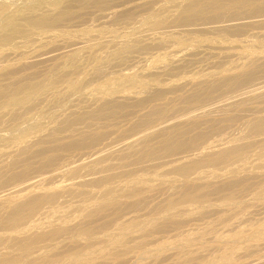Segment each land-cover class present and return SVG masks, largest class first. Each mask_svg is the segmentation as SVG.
<instances>
[{
	"label": "bare ground",
	"instance_id": "bare-ground-1",
	"mask_svg": "<svg viewBox=\"0 0 264 264\" xmlns=\"http://www.w3.org/2000/svg\"><path fill=\"white\" fill-rule=\"evenodd\" d=\"M28 1L13 10L0 6V245H3L0 246V264H98L95 261L98 257L108 255L113 260L126 256L132 250L153 254L154 262L173 258L175 260L169 261V264H215L213 260L205 263L204 258L209 252L221 249L224 251L220 253L221 262L217 261L219 264H264V255L251 260H241L246 254L264 250V242H260L264 240V174L255 171L264 169V149L254 154L255 159L249 161L251 165L247 164L248 148L251 149L250 146L255 144H264V107L261 106H264V30L260 29L264 28V0H46L43 3ZM89 9L98 10L97 15L90 14V21L96 16L90 25L85 20L83 23L88 24L82 27L81 18V28L73 31L60 29L64 24L85 17ZM114 22H121L122 28L127 30L123 37L118 36L120 28H110ZM119 25L121 27V24ZM104 31L107 36L103 35ZM104 44L106 47L102 50ZM149 49H158V52H161L153 53L150 57L145 52ZM150 51L147 54H150ZM68 54H74L75 60L67 64L69 57L64 59L65 63L61 62ZM77 56L83 57V62L80 57L79 61ZM126 62L133 64L129 65L130 69L126 68L128 66L125 67L127 70L123 67L122 70L126 71L119 72L118 77L108 79L103 85L96 84L98 80L107 79L114 68L117 70L118 67L125 66ZM223 63L228 66L225 67ZM219 68L222 69L219 71ZM183 69L190 73L185 70L187 76L185 74L183 78L174 79ZM39 70L44 74L48 73V76L37 80L35 75ZM254 78H257V81L261 79L262 82L253 84ZM249 82L252 85L247 87ZM93 83L96 84L94 87ZM225 83L230 84V88H226H233V91L239 85H246L247 88H242L243 91L238 93L235 91L236 94L229 90L232 92L230 94L234 95L227 98L218 90L219 96L224 98L220 97L218 102V99H214L216 103L212 101V105L206 107V104L211 102V92L216 88L225 89ZM188 86H191L194 95L197 93L195 90L202 86H208L203 88L205 93V89L210 90L209 96L206 94L209 98L211 93L210 100L207 98L209 102L204 104L206 106H203L201 101L203 97L206 99L201 94L204 93L203 89L200 88L201 93H197L200 97L203 96L198 100L204 107H200L198 102V106L202 108L198 113H190L199 108L197 106L195 109L196 99L194 108L190 106L193 100L190 103L189 101L194 97L191 96L192 92L191 99L187 101L189 104L183 102V107L179 106L182 102L178 103L177 100L179 105L174 102L178 98L176 95V99L171 97L174 92L176 94L177 91L180 93L179 90L186 91L184 88ZM84 89L87 90V98L83 96ZM238 89L240 88L236 90ZM92 91H97L100 95H93ZM167 93L171 98L167 97L165 103H153L150 107L147 104L157 102L160 98L164 102L161 96H166ZM186 96L188 95H183L181 100ZM62 102L68 105L64 104L66 107L59 111L56 107L51 122L49 120L43 126L42 123L40 125L36 122L37 117L45 113L48 105L58 106ZM172 102L182 108L170 106ZM146 104L148 110L138 113L136 121L129 126L128 132L131 133L134 128L136 130V125L140 126L142 129H139L137 134L133 132L134 135L130 137L124 130L122 134L126 132L127 138L123 140L125 135H122L120 142L116 137L108 143L102 139V134L98 133L96 136L93 133L89 140L83 137L86 133L84 130L92 127L97 120L114 119L115 113H127L129 109L139 110L145 108L143 106ZM168 105L169 108L166 109ZM185 105H189V113L179 116L178 111L187 110ZM51 106H48L47 113L49 107L53 108ZM36 109L38 113L33 114L32 111ZM163 112H168L165 119L162 117ZM234 112L237 115L235 120L238 117L242 121L240 128L243 132L238 136H232L233 132H230V135L228 133V136L214 133L219 138L212 139L213 141L210 139V143L199 147L204 143L202 137V143L196 145L201 139V136L196 135L201 131L199 134L196 132L195 138L190 137L193 138L192 141L187 138L186 142L190 140V143L184 142L183 139L189 130L192 132V127L197 124L210 123L212 114L213 117L214 113L223 117ZM176 113L179 117L175 116ZM128 114L129 112L124 115ZM160 115L162 118L157 121L151 118ZM47 117L49 119V116ZM149 117L150 119H145ZM231 120H234L233 117ZM218 121L220 123V120ZM104 122L106 124L108 121ZM101 123H96V126L99 127ZM214 126L215 124L212 127ZM34 129L35 135L26 139V135ZM86 134L91 136V133ZM108 134V137L114 134L113 130ZM104 135H107V131L103 132ZM99 138L106 144H96ZM206 141L208 142V139ZM45 143H52V146L57 143L60 148L56 146V151L63 147L64 152L72 145L89 148L86 145L96 144L95 148H100L92 150L93 147L89 153V150H86L87 154L83 153L85 149L79 148L83 150V154H74L78 157L73 161L68 155V163L64 161L65 155L64 158L60 156L65 164L61 165L60 161L59 165L58 162L59 168L53 159L49 158L51 155L47 160L42 158V169L52 168V163L57 168L50 170L52 172L49 174L45 169L47 175L41 169L45 176H36L40 172L34 174L35 170L32 172L34 176L31 177L33 174L30 176L31 172L27 169L29 164H26V170L17 171L23 162L33 161L30 157L34 158L42 151L49 155L45 145L44 148L42 145L38 146ZM36 146L43 150L35 148ZM27 158L31 161L28 162ZM37 158L39 159V156ZM54 158L56 159L55 155ZM35 160L34 163L37 162ZM31 167L33 169L35 165ZM140 171L143 174L138 175ZM144 172H149V180ZM136 173L137 176H133ZM76 174L79 176L74 178ZM120 176L133 177L129 180L125 177L127 181H123V184L106 185ZM249 180L258 181L257 184L254 182L257 187L252 197L260 201V206L256 202V206H252L253 203L250 207L249 204L250 211L247 216L235 214L238 217L233 216L231 223H224L222 232H217L218 235L215 234L210 241L215 245L208 247L209 243L202 248H205L203 251L191 249L193 241H199L205 236L201 227H198L200 233H197L198 228H195L196 234L194 228H191L193 234L191 231H171L173 240L168 239L173 241L172 243L163 241L164 239L160 242L158 237L160 243L154 245L157 241L154 234L164 233L169 228L178 229V225H184L183 221L188 220L193 211L197 216L204 217L205 213L210 216L213 212L215 215V211L218 212V209L229 205L243 203L247 208L242 200L244 194L241 193L249 191L248 184L252 182ZM147 181L159 182L161 186H172H166L167 189L160 188V184L150 185ZM52 182L55 185L49 186ZM189 184H195L196 187L191 189ZM159 190L160 196H156ZM212 191L217 192L216 196L219 191L228 193L224 195L223 192L224 196L221 194L223 197L219 199V204H215L212 198L210 199ZM250 191L253 192L254 189ZM145 202L152 205L149 206ZM138 205L146 207L144 212L142 210L143 213L142 208H137ZM243 206H240L242 210ZM62 207L63 209H60ZM239 210L241 211L240 208ZM76 213L78 216L74 222L65 221ZM218 213L222 214L221 211ZM255 214L258 217L255 218L254 224L251 221L253 225H249L250 221H246L254 219L252 215ZM180 217L185 218L178 220ZM224 219L222 221H228ZM222 221L219 223L222 224ZM209 229L213 231L211 227ZM235 229L237 230L234 233H230ZM214 231L216 233V228ZM167 232L170 233L169 230L165 233ZM239 239L252 243L241 248H225L227 244H233ZM149 243L154 245L152 249H148V246L145 248ZM94 245L97 247L94 248ZM129 258L133 259L132 255ZM122 259L124 261L120 262L125 263L128 257ZM102 262L99 263L103 264Z\"/></svg>",
	"mask_w": 264,
	"mask_h": 264
},
{
	"label": "rangeland",
	"instance_id": "rangeland-1",
	"mask_svg": "<svg viewBox=\"0 0 264 264\" xmlns=\"http://www.w3.org/2000/svg\"><path fill=\"white\" fill-rule=\"evenodd\" d=\"M25 1H28V0H0V6L8 7V8H7L8 10H13V9H15V8H18V7L23 6ZM29 1H31V2H32V1H36V2H41V3H43V2L46 1V0H29ZM29 1H28V2H29ZM162 1H167V0H162ZM109 6H110V5H109ZM93 10H96V9H93ZM93 10H92V9H89L88 12L84 15L85 17H83V16L80 17V20H79V18L76 19V21H77V20H78V21H77V22L74 21L75 23H74V22H71V23H68V24H64L63 26L60 27V29H61V30H65V31H73V30H76V29L81 28L80 25H81L82 27L87 26L86 24H88V23H89L88 25H90V24H91V21L93 22L94 18L96 17V16L93 17V18H92L93 20L90 21L91 18L88 19L89 16L92 17L90 14H92V15L94 16V15H97V12H98V10H96V11H93ZM93 12H95V13L93 14ZM88 14H89V15H88ZM81 18H83L82 21H81ZM84 18H86V19H84ZM85 20L88 21V23H85V22H84V23H85V24H84L83 21H85ZM79 21H81L80 25H79ZM89 21H90V22H89ZM82 23H83V24H82ZM114 24H116V25H114ZM114 24H112V27H113V28H112V27H110V28L113 29V30H115L116 28H118V29L120 28V29H121V30L119 29L120 31H118V29H117V31H118V33H119L118 36H119V37H123V36L125 35V32H126L127 30L124 29V28H122V23H121V22H120V23H119V22H116V23L114 22ZM119 24H121V27H120ZM76 25H79V26H76ZM83 25H84V26H83ZM118 25H119V26H118ZM117 26H118V27H117ZM122 29H123V30H122ZM260 29H261V30H264L263 27H261ZM105 34H107V32L104 31V32H103V35H105ZM207 35L210 36V34H207ZM207 35H206V36H207ZM105 36H107V35H105ZM105 47H106V46H105V44H104V46H102L101 49L103 50V49H105ZM150 50H151V51H150ZM149 51H150V54H147ZM149 51L147 50V51H145V52H146V55H147V56L150 55V57L153 55V53L156 54V52H157V53H160V52H161V50H160V52H158V51H159L158 49H149ZM152 51H153V52H152ZM145 52H144V53H145ZM151 54H152V55H151ZM70 55H71V56H70ZM73 55H74V54H73ZM73 55H72V54H68V56L66 55L65 57H63V59H61V62L65 63L66 60L70 57L69 60H67V64H68V63L71 64V61H72V60H75V57H76L75 55H74V57H73ZM146 55H145V56H146ZM71 57H72V59H71ZM79 57H80V56H77V58H79ZM80 58H81V60H82V62H83V57H80ZM80 58H79V61H81ZM64 59H66V60H64ZM70 59H71V60H70ZM63 60H64V61H63ZM226 63H227V62H226ZM127 64H128V65H127ZM130 64H131V66L133 65L131 62H130V63L126 62L125 66H124V65H123L122 67L120 66V68L118 67L119 69L117 68V70L114 68L115 71H114V69L111 71V73L113 72L112 75H111V73H109V77H108V76L106 77L107 79L103 78V79H105V80H103V79H102V80H98V82L96 81V84L103 85V84H105V83L107 82L108 79H112V77H113V78H114V77H115V78L118 77V73L124 71V70H122L123 67H124V69H126V68H127V69H130V68H129V65H130ZM223 64H225V63H223ZM225 65H226L225 67L228 66L227 64H225ZM126 66H128V67H126ZM221 66H222V65H221ZM125 67H126V68H125ZM222 67H224V66H222ZM40 68H41V67L39 66L38 69H40ZM131 68H132V67H131ZM120 69H121V70H120ZM127 69H126V70H127ZM216 69H217V68H216ZM221 69H222V68H221ZM221 69L219 68L218 70L220 71ZM126 70H125V71H126ZM183 70H184V69H183ZM183 70H181L180 72H178V74L174 77V79H177V78L180 79V77L183 78L184 75L186 74V71H187V73H190L187 69H185L186 71L184 70L185 73H184ZM214 70H215V69H214ZM125 71H124V72H125ZM182 71H183V72H182ZM38 72L40 73V75H39ZM114 72H115V75H113ZM37 73H38V74L35 75V76H37V77H36L37 80H39V79L42 80V79L46 78V76H48V75H47V74H48L47 72H45V73H47V74H44V72H41L40 70L37 71ZM41 73H42V75H41ZM116 73H117V74H116ZM179 73H180V74L182 73V74L180 75ZM183 73H184V74H183ZM43 74H44V75H43ZM38 75H39V76H43V77L40 78ZM182 76H183V77H182ZM185 76H187V74H186ZM257 77L260 78L259 76H257ZM262 77L264 78V75H262ZM262 77H261V79H262ZM38 78H39V79H38ZM255 79H256V80H255ZM261 79L258 80V81L262 82ZM258 81H257V78H254V79L252 80V83H253V84H255L256 82L258 83ZM254 82H255V83H254ZM252 83H251V82L247 83V84H246L247 87L251 86ZM262 83L264 84V79H263V82H262ZM96 84L93 83V84H92V85H93L92 87H94V85H96ZM248 84H249V85H248ZM224 85H225V89H227V90H225L224 88H220V89H219V88H216V90H213V92H211L213 98L211 97V93H210L211 100L209 99L210 97H209V98L206 97V96L208 95V91H210V90H209V89H208V90L205 89V90L207 91V93H205V91H204V89H203L204 87H205V88H208V86H202V87H199L198 89L195 90L197 93L199 92V94H200V93H201L200 88H202V89H203L202 92L204 91L205 94H204V93H201V94H202L203 96H205L206 99H204L203 96L200 97V95L197 94L196 92H195V93H196L197 95H196V94L194 95L192 89L190 88L191 86H188V88H187V87L184 88V89L186 90V91H184V92L181 91V90H179L180 93L177 91V93L175 94V92H174V94H172V96H171L169 93H167V95H169V96H167V95L165 96V95H164L165 98H164V96H161V97L163 98L164 102H163L162 99L160 98V100H157V102H152V103H147V104H149V107H150V105H152L153 103H159V102H160V103H165L166 100H167L168 98H171V97H172V98H175V99H176V98L178 97L174 102H176L177 100H178V101H177L178 103H179V102H180V103L182 102V104H180V105L176 102V104H178L179 106L182 105V107L184 106V103L189 104L190 102H192V100H193V102L191 103L192 105L190 104V106H192V107L195 106V105H194V104H195V101H194V100L196 99V100H197V105L195 106V109H196V107L198 106V102H199V100L202 99V97H203V100H201V101H202L203 103H202V102H201V103L203 104V106H206V105H207L206 107H208V106H211V105H212L211 103H212V101H213L214 99H216V100L218 99V100H217V102H218L221 98H224L225 96H226L225 98H227V97H229V95H230V96L234 95L235 91H236V93H238V91L242 90V88H243V90H246V88H247L246 85L244 86V85L242 84L243 87H242L241 85H239L240 87H239V86L236 87V88H235V91H233V90H232L233 88L229 89V88H230V86H229L230 84L227 85V84L225 83ZM224 85H223V86H224ZM221 86H222V85H221ZM226 87H229V88H226ZM245 87H246V88H245ZM237 88H240V89L236 90ZM184 89H182V90H184ZM189 89H190L191 91H190ZM218 90L222 91V92L219 91L220 94L222 95V93H223V96H224V95H225V96H224V97H223V96H219L220 94H219ZM223 90H225V91L223 92ZM229 90H231V91L234 92V93H233V94H230L231 91L229 92ZM243 90H242V91H243ZM86 91H87V90H85V89L83 90V94H84L83 96H84L85 98L89 97V96H88V93H87ZM188 91H189V92H188ZM214 91H216V92L214 93ZM226 91L228 92V94H227ZM84 92H85V93H84ZM182 92H183V93H182ZM191 92H192V94H191ZM225 92H226V93H225ZM232 92H231V93H232ZM95 93H96V94H95ZM181 93H182V94H181ZM186 93H188V94H186ZM224 93H225V94H224ZM236 93H235V94H236ZM92 94H93V95H100L97 91H96V92H95V91H92ZM190 94H191V96H194V97H192L193 99H191ZM206 94H207V95H206ZM213 94H214V95H213ZM174 95H176L177 97L174 96ZM183 95H184V97H185V95H188V96H186L185 99H182V100H181V97H183ZM215 95H216V96H215ZM170 96H171V97H170ZM173 96H174V97H173ZM189 96H190V98H189ZM208 96H209V95H208ZM167 97H168V98H167ZM184 97H183V98H184ZM220 97H221V98H220ZM187 98H188V100H186ZM207 98H208L211 102H209V100H208ZM165 99H166V100H165ZM190 99H191V100H190ZM198 99H199V100H198ZM179 100H180V101H179ZM189 100H190V101H189ZM204 100H206V101H204ZM207 100H208V101H207ZM187 101H189V103H188ZM214 101H215V100H214ZM214 101H213V103H214ZM174 102H172V104H170V106H173V105H174V106L176 107L177 105L174 104ZM183 102H184V103H183ZM205 102H206V103L209 102V103L206 104ZM193 103H194V104H193ZM201 103L199 102V106L201 105ZM215 103H216V102H215ZM215 103H214V104H215ZM64 104H66V106L68 105L66 102H62V103H60V105L58 104V106H57V105H52L54 109H53V108L50 109V107H49V111H48V113H47L46 111H47L48 106H51V105H48L47 108H46L45 113H46L47 116H49V119H48V117H47V116L45 115V113H44V114L40 115L39 118L37 117L36 122H38L39 124L42 123V125L40 124L41 126L46 125V124L49 122V120H50V122H51V120H52L51 118H53V116H54L53 114H55L54 112H55V110H56V107H58L57 110L59 111L60 109L66 107V106H63ZM147 104H146L145 106H143V107L146 108V107L148 106ZM204 104H206V105H204ZM209 104H210V105H209ZM52 106H51V107H52ZM179 106H177V107H179ZM185 106H186L185 108H186L187 110L185 111V110L182 109V110L180 111L182 114L178 111V115H179V116H180V115H187V114L189 113V111H190L189 108H188L189 105H185ZM199 106H198V107H199ZM261 106L264 107L263 104H262ZM149 107H147L146 109H145V108H140L141 111H140V109H139V110H138V109H136V110L129 109L130 111L127 110V113L129 112V114H130V115L128 114V116H125V115H124V114H127L126 112L118 113L119 115H118L117 113H115L116 115H115V114H114L115 116L113 115V116L115 117L114 119H109V120H108V118L105 119L106 122L108 121L106 124H105V122H104V121H105L104 119H103L104 121L101 120L103 123H101L100 120H99V121L97 120L96 123H98V122L101 123V125L99 124V125L101 126V128H100V126H99L98 124H97V125H98L99 127H97V126H96V123H94L93 126H92L93 128L90 127V128H92V129L87 128V129H85L86 131L84 130V133H85V132H86V133H91V136H89L90 134H86V133H85V134L83 135V137H84L86 140H89L88 138H91L93 135L96 136V134L98 133V134H102V139H103L105 142L107 141L106 143H108L110 140H113V138L116 139V137L119 138V139H118V138H117V139H118V141L120 142V141H121L120 139L122 138V135H125V136H126V137L123 136L124 138H122V139L124 140L125 138H127V133H128L129 136L131 137L132 135H134V133L137 134V133L139 132V129H140V130L142 129L140 126L138 127V126L136 125V126H135V127H136V130H135V128L133 129V132H134V133H133V132L131 133V131L128 132L130 124L136 121L137 115H139V114H140L141 112H143L144 110L147 111ZM166 107H167L166 109H168V108H169V105L166 106ZM182 107H179V108H182ZM200 107H202V105H201ZM200 107L197 108L198 110H193V108H194V107H193V108H192L193 112H190V113H195L196 111H197L196 113H198L200 109L204 108V107H202V108H200ZM206 107H205V108H206ZM185 108H184V109H185ZM190 109H191V107H190ZM142 110H143V111H142ZM192 110H191V111H192ZM34 111H35V110H34ZM34 111H32L33 114H34V113H35V114L38 113V110H37V109H36L35 112H34ZM50 111H51V112H50ZM58 111H57V112H58ZM131 111H132V112H131ZM133 111H134V113H133ZM138 111H139V112H138ZM146 111H144V112H146ZM183 111H185V112H187V113H185V112H183ZM52 112H53V113H52ZM136 112H137V114H136ZM32 113H31V114H32ZM51 113H52V114H51ZM123 113H124V114H123ZM132 113H133V114H132ZM138 113H139V114H138ZM165 113H166V112H165ZM165 113L163 112L164 116H162V115H163V114H162V115H160V116L157 117V118H155V117H151V118H152V119H153V118L156 119V121L159 120V118H162V117L164 118L165 116H166L165 118H167V116H168V112H167L166 114H165ZM179 113H180V114H179ZM183 113H185V114H183ZM242 113H243V112H242ZM247 113L249 114V112H247ZM247 113H243V114L246 115ZM50 114H51V115H50ZM121 114H122V115H121ZM233 114H234V115H233ZM233 114H227V115H225V116H223V117H222V115H220V116L217 115V116H216V113H214V115H215L216 117H215V116L213 117V114H212V119H210V121H209L210 123L206 122L207 125H200V124H197L198 126L195 125V126H197V128H196L195 126H193L192 129L190 128V129L192 130V132H190V130H189L190 134H189V132H188V134L185 135V137H184L185 139H183V140H185L184 142L188 144V142H189L190 140L192 141V139H193V138L190 139V137L192 136V137L195 138V134H197L196 132H198V134H199V132H201V131H202V132H201L202 134L200 133L199 135H196L197 137H200V136H201V139L199 140L200 142L197 141L198 143H196V145H199L200 143H202V142H201L202 137H203V140H202V141H203L205 144H204V143H203V144H200L199 147H200V146L203 147V145L205 146L206 144L210 143V139H211V141H213L215 138H216V139L219 138V136H223V135H224V136H228L227 134L229 133V135H230V132H231V133L233 132L234 135L232 134V136H238L239 134H241V132H243V131H242V128H240V127H242V126H241V125H242V121H241V119L239 120L238 117L236 118L237 120H235L234 117L237 116V115H235V112H234ZM240 114H241V113H240ZM243 114H241V115L244 116ZM52 115H53V116H52ZM176 115H177V113L175 114V116H176ZM178 115H177V117H179ZM41 116H42L43 118H42ZM113 116H112V117H113ZM120 116H121V117L123 116V117L121 118ZM161 116H162V117H161ZM45 117H46L47 119H46ZM169 117H170V116H169ZM169 117H168V118H169ZM217 117H218V118H217ZM232 117H233V119L235 120V122H234V120H231V121H230V119H231ZM44 118H45V119H44ZM109 118H110V117H109ZM133 118H134V119H133ZM165 118H164V119H165ZM219 118H220V119H219ZM228 118H230L229 121H228ZM38 119H39L40 122L38 121ZM40 119H41V120H40ZM132 119H133V120H132ZM145 119L148 120V119H150V117H149V118H145ZM164 119H162V120H164ZM223 119H224L225 121H223ZM216 120H217V122H215ZM218 120H220V123H221V124L219 123ZM221 120H222V121H221ZM42 121H43V122H42ZM145 121H146V120H145ZM153 121H155V120H153ZM238 121H239V122H238ZM214 122H215V123H214ZM226 122H227V124H226ZM140 123H141V121H140ZM140 123L138 122V124H140ZM206 123H202V124H206ZM211 123H213V125L215 124V126L212 127L213 125H212ZM216 123H218V124H216ZM103 124H105V125H103ZM102 125H103L104 127H103ZM210 125H211V127L209 128L208 126H210ZM223 125H224V126H223ZM199 126H201V127H199ZM226 126H228V127H226ZM229 126L231 127V129H230ZM95 127H97V129H96ZM198 127H199V128H198ZM206 127H207L208 129H207ZM219 127H221V128L218 129ZM222 127H225L226 130H225L224 128H223V129H224V130H223ZM238 127H239V128H238ZM98 128H100V129H98ZM102 128L105 129V130H103ZM137 128H138V129H137ZM195 128H196V130H195ZM204 128L207 129V130L205 131ZM227 128H228V129H227ZM236 128H237V129H236ZM95 129H96V130H95ZM101 129H102V130H101ZM200 129H201V130H200ZM209 129H210V130H209ZM221 129H222L223 131H222ZM235 129H236V130H235ZM89 130H90V131H89ZM92 130H94V131H92ZM112 130H113V132H114L115 135H114V134H110V137H108V136H109L108 132H109V131L112 132ZM124 130H125L127 133L125 132L124 134H122V133L124 132ZM193 130H194V131H193ZM95 131H96V132H95ZM101 131H102V132H101ZM104 131H105V132L107 131V135H104V136H103V132H104ZM207 131H208V132H207ZM117 132H118V133H117ZM219 132H220V133H219ZM35 133H36V130H35V129H34V130H31L30 133H29V135H26V139H30V138H32L33 135H35ZM93 133H94V134H93ZM208 133H210V134H208ZM214 133L218 134L219 136L216 135V134H214ZM221 133H222V134H221ZM236 133H237V134H236ZM92 134H93V135H92ZM116 134H117V135H116ZM119 134H120V135H119ZM113 135H114V136H113ZM189 135H190V136H189ZM193 135H194V136H193ZM203 135L205 136V139H204V136H203ZM207 135L210 136V137H208ZM212 135H213V136H212ZM215 135H216V137H215ZM86 136H88V137H86ZM120 136H121V138H120ZM187 136H188V137H187ZM217 136H218V137H217ZM81 137H82V136H81ZM103 137H105V139H104ZM106 137H107V138H106ZM206 137H208V138H206ZM212 137H213V138H212ZM100 138H101V135H100ZM100 138L97 139V140L100 141V142L96 141V144H98L99 146L105 145L106 143H105L102 139H100ZM187 138L190 139L188 142H186V141L188 140ZM106 139H107V140H106ZM207 139H208V142L206 141ZM212 139H213V140H212ZM102 141H103L104 143H102ZM191 141H190V142H191ZM205 141H206L207 143H206ZM190 142H189V143H190ZM86 143H88V141H87ZM86 143H84V144L86 145ZM93 143H95V141H94ZM93 143H91V144H93ZM100 143H102V144H100ZM46 144H47V143H45V144H40V145H38V146L41 147V145H42V147L44 148V145H45V148L48 149L47 151L49 152V153L47 152V154H49V155H46V154H45L46 152L42 151V152H40V154L35 155L34 158H33V157H30V159L33 160V161L30 160V161H31V162H30V161L28 160L29 158H27L28 162H30V163H27V161H26V162H23V164L20 165L21 168H20L19 166H17V168L19 167L20 169H19V170L15 169V170H17V171H23L24 169L26 170V167H27V165L29 164L28 167H29V166H30V167H29V168L27 167V169L29 170V173L31 172V173H30V176H31V174H33L32 172L35 171V170H36V172H34V174H36L37 172H40V174H41V175H40V174L38 175V173H37L36 176H45V175H43L44 173L46 174V173L48 172L47 174H49L50 172H52V171H50V170H53V171H54L55 169L59 168V167H60V166H59V165H60V161H61V165L65 164V162L68 163V162H69V157H68V155L70 156V160L73 161V160H75V159L78 157V156H75L76 154L80 156V155L83 154V153L85 154V153H86V150H89V151H88V153H89V152H92V150H94V149L100 148L99 146H96V148H95V145H96V144H93L94 146H93V145H90V146H89V144H88V145H86V146H88L89 148H83L84 146H83L82 143H81V145H82L83 147H81L79 144H78L79 147H78L77 145H74V147H73V145H72V147L69 146L70 148L67 147L69 150H68L66 147H64V148L67 149V150L65 149L66 152H64V150L62 149L63 147H62L61 149H59V150L57 149V151H56V148L58 147V146H57V143H53V146H52V143H48L47 145H46ZM58 145H59V143H58ZM60 145H61V144H60ZM263 145H264V144H255V146H253V145L250 146L251 149L248 148V153H247V156H248V157H247V159H248V158L250 159V160L248 159V161H247V162H248V163H247L248 166L251 165V163H250L249 161H252V158L255 159L254 154H257L258 152L262 151V148L264 149V146H263ZM56 146H57V147H56ZM76 146H77L78 149H76ZM261 146H263V147H261ZM40 147L37 148V146H36L35 148H37V149H42V150H43V148H40ZM90 147H91V148H90ZM93 147H94V148H93ZM196 147H197V146H196ZM252 147H253V148H252ZM258 147H259V148H258ZM58 148H60V147H58ZM79 148H83V150L85 149L84 152H83V150H81V149L79 150ZM92 148H93V149H92ZM257 148H258V149H257ZM52 149H54V150H52ZM70 149H71L72 151H71ZM91 149H92V150H91ZM193 149H194V148H193ZM44 150H45V149H44ZM61 150H63L64 153H62ZM255 150H256V151H255ZM45 151H46V150H45ZM58 151H60V153H59ZM69 151L72 152V153H70ZM81 151H82L83 153H81ZM249 151H250L251 153H252V152H253V153L251 154V153H249ZM254 151H255V152H254ZM43 152H44V154H42ZM55 152H56V153H55ZM54 153H55V154H54ZM69 153H70V154H69ZM57 154H59V155L57 156ZM74 154H75V155H74ZM86 154H87V153H86ZM248 154H249V155H248ZM41 155H42V156H41ZM50 155H51V156H50ZM54 155L56 156V159L54 158ZM62 155H63V156H62ZM64 155L66 156V159L64 158V157H65ZM250 155H251V156H250ZM36 156H37V157L39 156V159H38ZM40 156H41V157H40ZM43 156H44V157H43ZM46 156H47V157H46ZM49 156H50V157H49ZM60 156L64 158V161H65V162H63V158H61V159L59 158ZM74 156H75V157H74ZM35 157H36V158H35ZM48 157H49L50 159H53L52 161H53L54 163H56V165H57V163L59 162V163H58L59 165L56 166L54 163H52V165H51L52 168H50V169L48 168V170H47V168H43V169H42V168H41L42 163H43L44 159L47 160ZM42 158H44V159H42ZM73 158H74V159H73ZM34 159H36V160L38 159V160H37L38 163L35 162V163H36V164H35V163H34ZM57 159H60V160H57ZM36 160H35V161H36ZM39 160H40V161H39ZM55 160H56V162H55ZM67 161H68V162H67ZM71 161H70V162H71ZM31 163H32V164H31ZM40 163H41V164H40ZM26 164H27V165H26ZM38 164H39V166H38ZM53 164H54V165H53ZM22 165H23V166L25 165L24 168H22V167H23ZM34 165H35V167H34ZM40 165H41V166H40ZM31 166H33L35 169H34V168L32 169ZM55 166H56L57 168H56ZM58 166H59V167H58ZM22 169H23V170H22ZM39 169H40V170H39ZM41 169L43 170L44 173L42 172ZM45 169H46L47 172L45 171ZM15 170H14V171H15ZM28 170H27V172H28ZM38 170H39V171H38ZM258 170H260V169H258ZM258 170H255V171H256V172H261L262 174H264V172H263L264 169H261L260 171H258ZM151 171H152V170H151ZM41 172H42V173H41ZM145 172H146V171H145ZM145 172H144V174L146 175V177H147V179H148L150 175H147V174H149V172H147V173H145ZM10 173H11V172H10ZM29 173H28V174H29ZM141 173L143 174V172L140 171V172L138 173V175H141ZM34 174H33L31 177H33ZM47 174H46V175H47ZM30 176H29V177H30ZM74 176H75L74 178H76V176L78 177L79 174H76V175H74ZM133 176H137V173H136V175L134 174ZM133 176H132V177H133ZM120 177H121V178H120ZM120 177H115V179L109 181V182H108L109 184H106V185H113V184L116 185V184H118V183L123 184L124 182H126L127 180H129V179L132 178V177L129 178V176H123V177L120 176ZM125 177H128V179L125 178ZM117 178H118V179H117ZM119 178H120V180H119ZM122 178H125V180L122 179ZM126 179H127V180H126ZM117 180H118V181H117ZM148 180H149V179H148ZM115 181H117V182H115ZM119 181H120V182H119ZM123 181H124V182H123ZM250 181H252L253 184H254V182H255V184L258 183L257 180H254V181H253V180H249V182H250ZM256 181H257V182H256ZM122 182H123V183H122ZM153 182H154V181H147V183L150 184V185H152V184H157V183L160 184V185H159L160 188H162V187H166V186H167L168 188H170V186H172V184H171V185H170V184H169V185H168V184H167V185L165 184V185H162V186H161V183H159V182H156V183L154 182V183H153ZM252 182H251V183H252ZM251 183L248 184V186L250 187L251 190H252V188L254 189L253 192H251L250 189H249V191H247V192L245 191L244 193H241V192H240L241 194H244L242 200L245 202L244 205H247V208H246L245 206L242 205L243 203H242L241 205H240V204H237V205L234 204L233 206L229 205V206H227V207H223L224 209H218V212L221 211L222 214H220V213H218V212L215 211V213H214L215 215H213V212L210 213V216L207 215V213H205V214H203L204 217H203V216H200V215L197 216V214H194L195 212L193 211V212L190 213V214H192V216L190 215V217L188 218V220H186L187 222H186V221H185V222L183 221L184 225H183V224H180V225H182L183 227L180 226V225H178L179 228H178V229L176 228V230H174L173 228H171V230H170V228H169L168 230L170 231V233L167 232L168 234L165 233V232L168 231V230L164 231V233H163V232H159V233L162 234V235H160L159 233H158V234L156 233V235L154 234V237L156 236V237H155V240H157L156 242H154V245H156L157 243L162 242L161 239H162V240L164 239L163 241H167V242L172 243L173 241H171V240H173V239H172V237H171V234H173V233L176 232V231H177V232H180V231H181L180 233H187V232L189 233V232L191 231V232H190L191 234H193L194 232H195L194 234H196V231H197L196 229H197L198 227H199V228L201 227L200 229H201L202 232H204L203 235H205V236H203V238H202L201 240H199V241H198V240H197V241H196V240L193 241L192 244H191V245H192V246H191V249H192V250H195V249H196L197 251H201V250L203 251L205 248H204V249H202V248L205 247V245H207V244H209V243H210V244L207 245L208 247H209L210 245H211V246L215 245L214 243H213V245H212V242H210V241L213 240V237L215 236V234H216V235L220 234V233L222 232V229L225 227V225H228L229 223H231V222L234 220V217L236 218V217H238V215H239V216H241V215H244V216H245V215L250 211V208L248 207L249 204H250V207H251V204H253V203H254V204H253L252 206H256V205H255L256 203L258 204V206H260V205H259L260 201H257V200H255V199L252 197V196H254L253 193H255L257 185H255V184H254V185H251ZM51 185H52V186L55 185L54 182H52V184H50L49 186H51ZM106 185H105V186H106ZM176 185H177V184H173V186H176ZM192 185H193V184H189V187H191V189L194 188V187H196L195 184H194L193 186H192ZM250 185L253 186V187H251ZM167 187H166V189H167ZM160 188H159V189H160ZM163 189H165V188H163ZM184 189H185V187H184ZM187 189H188V185H187ZM187 189H186V190H187ZM189 189H190V188H189ZM234 189H235V188H234ZM88 190H89V189H88ZM91 190H92V189H91ZM93 190L95 191L96 189H93ZM161 190H162V189H161ZM161 192H162V191H161ZM219 192H220V191H219ZM219 192H218V194H219L221 197H220L219 195L216 196V193H217V192L215 193V191H212L211 193L209 192V193L211 194L210 199L212 198V201H213V203H215V204H219V199H220V198L222 199V197H223L226 193H228V192H226V191H221V193H219ZM223 192H224V195H223ZM213 193L215 194L214 196L212 195ZM221 194H222L223 196H222ZM249 194H250V195H249ZM251 194H252V195H251ZM157 195L160 196V190H159V193L156 194V196H157ZM245 195H246L247 197H246ZM249 197H250L251 199H250ZM208 198H209V197H208ZM213 198H214V200H216V201H214ZM210 199H209V200H210ZM221 199H220V200H221ZM244 199H245L246 201H245ZM247 199H249V200L247 201ZM210 201H211V200H210ZM247 202H248V203H247ZM255 202H256V203H255ZM258 202H259V203H258ZM145 203H146L147 205L149 204V202H145ZM145 203H143V204L145 205ZM150 204H151V203H150ZM150 204H149V206H150ZM147 205H146V206H147ZM151 205H152V204H151ZM239 205H240V206H243V209H244V210H242V207H240ZM142 206H143V205H142ZM235 206H236V207L238 206V207L235 208ZM244 207H245V208H244ZM137 208H142V207H141V205H138ZM228 208L230 209L231 213H230V211H228ZM232 208H233V209H232ZM239 208L241 209V211L239 210ZM248 208H249V209H248ZM60 209H63V207L60 208ZM145 209H146V207L143 206V208L141 209V213H143V212L145 211ZM247 209H248V210H247ZM142 210H143V212H142ZM147 210H148V209H147ZM222 210H223L224 212H223ZM225 210H227V211H225ZM238 210H239L240 212H239ZM263 210H264V209H263ZM263 210H262V211H263ZM151 211H153V210H151ZM151 211H149V212H151ZM234 211H236V213H235ZM262 211H261V212H262ZM147 212H148V211H147ZM232 212H234L233 215H232ZM237 212H238V213H237ZM243 212H244V214H243ZM263 212H264V211H263ZM139 213H140V211H139ZM152 213H154V212H152ZM216 213H217V214H216ZM150 214H151V213H150ZM223 214H224V215H223ZM227 214H231V215H230L231 217L234 216L233 219H232L230 216H228ZM235 214H238V215L235 216ZM193 215H194V216H193ZM205 215H206V218H205ZM255 215H256V214H255ZM255 215H252V218H254V219H251L250 216L248 215L250 219H248V221H246V222L248 223V222L250 221V222L248 223L249 225H251V224L254 222V220H256L255 218L258 217L257 215H256V216H255ZM77 216H78V213L74 214V216L72 215V216H70L69 218H66L65 221L68 222V223H72V222H74V221L76 220V217H77ZM217 216H218V217H217ZM225 216H226V217L228 216V217L226 218ZM246 216H247V215H246ZM192 217H196L195 219H198V221L195 220V219L192 218ZM215 217H217L219 220H218L217 218H215ZM224 217H225V219H224ZM229 217H230V218H229ZM181 218H182V217H180V219H178V220H184L185 217H184L183 219H181ZM207 218H208V219H207ZM228 218H229V219H228ZM191 219L194 220L195 222L192 221ZM199 219H200V220L202 219V221H200ZM215 219H216V220H215ZM222 219H224V220H228V221H225V222H224V221H222ZM69 220H70V221H69ZM71 220H72V222H71ZM208 220H210L211 222H209ZM213 220H214V221H213ZM217 220H218V223H219V221H222L223 223L221 222L222 224L219 223V224H220V225H219V224L217 223ZM230 220H231V221H230ZM190 221H191V222H190ZM196 221H197V222H196ZM203 221H204V223H203ZM251 221H252V223H251ZM179 222H181V221H179ZM188 222H190V223L188 224ZM212 222H213V223H212ZM205 223H207V225H204ZM210 223H212V224H210ZM214 223H215V224H214ZM224 223H225V225H223ZM226 223H227V224H226ZM247 223H243V224L246 225V226H248ZM185 224H186V225H185ZM201 224H202V225H201ZM253 224H254V223H253ZM253 224H252V225H253ZM194 225H195V226H194ZM196 225H197V226H196ZM199 225H201V226H199ZM214 225H217V226H214ZM244 225H241V227L244 226ZM202 226H203V227H202ZM218 226H220V227H218ZM209 227H211V229H212L213 231H214L215 228H216V233H215V231H214V232H213V231H209V230H210ZM180 228H182V229H180ZM188 228H190V229H191V228H194L195 231L192 232L193 229L190 230V229H188ZM195 228H196V229H195ZM199 228H198V232H197V233H200V232H201ZM220 228H221V230H220ZM186 229H187V231H186ZM218 229L220 230V232H219ZM188 230H189V231H188ZM236 230H237V229H235L234 231H232V232H230V233H234ZM171 231H172V232L174 231V232L171 233ZM182 231H184V232H182ZM211 232H213L214 234L211 233ZM217 232H218V234H217ZM209 233H210V234H209ZM157 235H159V236H157ZM212 235H213V236H212ZM164 236H165V237H164ZM167 236H168V237H167ZM169 236H170V237H169ZM211 236H212V238L210 239ZM158 237L160 238V239H159L160 242H158ZM168 238H170L171 240L168 239ZM205 238H206V239H205ZM207 238H208V239H207ZM149 239H150V238H148V240H149ZM165 239H167V240H165ZM240 240H241V239L236 240L235 243H233V244H232V243H229V245L227 244V246H225V248H228V247H230V246H234V247H236V248H241V247L244 246L245 244L248 245L249 243H250V244L252 243V241H245V240H243V241L241 240V243H240ZM244 241H245V242H244ZM242 242H243V243H242ZM260 242H264V240H262V241H260ZM150 244H151V243H149L148 245H145V248L148 246V249H152V248L154 247V245H153V244L150 245ZM0 246L3 247V245H0ZM198 246H199V247H198ZM211 246H210V247H211ZM93 247L95 248V247H97V245H94ZM198 248H199V249H198ZM206 248H207V247H206ZM146 249H147V248H146ZM0 250H1V249H0ZM223 251H224V250L221 249V250H219V251H218V250H217V251L215 250V251H211V252H209V254L204 258V259H206V260H204V262L206 263L208 260H213L215 264H219V263L221 262V261H220V253L223 252ZM133 252H135V253H133ZM175 253H176V252H175ZM194 253H196V252H194ZM197 253H200V252H197ZM201 253H204V252H201ZM133 254H134V255H133ZM252 254H253V255H252ZM130 255H132L133 259H132V258H129ZM135 255H136V256H135ZM148 255H149V257H150V256H151V257L149 258ZM260 255H264V250H263V249H262L260 252L255 251V252H252V253H250V254H246V255H245L246 257H245V256L242 257L241 260H246L247 258H248V260H249V259L251 260V259L259 258V257H261ZM139 256H140V257H139ZM257 256H258V257H257ZM127 257H128V259H125V263H122V261H124V259H122V258H127ZM134 257H135V258H134ZM142 257H143V258H142ZM146 257H148V258H146ZM176 257H177V255H176ZM250 257H252V258H250ZM119 258H120V259H119ZM119 258H117V259H113V260H112V258H111L110 256L105 255V256H103L102 258H99V257H98V259H96L95 261L98 262V264H100L102 261H103V262H102L103 264H104V263H108V262H109V264H119L118 262H120V260H122V261L120 262V264H133V263H134V264H136V263H139V264H140V263H141V264H147V262H148V264H153V263L156 264L157 261H159V262H157V264H160V263H161V264H167V263L169 264V261L172 262L171 260H173V258H172V259L169 258V260H168V259H165V260H163V262H162V260H155L156 262H154L153 254H150V253L144 254V253H142V252L135 251V250H132L129 254H126V256H124V257L121 256V257H119ZM138 258H139V259H138ZM140 258H141V259H140ZM144 258H145V259H144ZM151 258H152V259H151ZM174 258H175V257H174ZM101 259H103V260L100 261ZM109 259H110L113 263H112ZM131 259H132V260H131ZM135 259H136V261H135ZM150 259L153 260L152 263H151ZM161 259H162V258H161ZM126 260H128L129 262L126 261ZM167 260H168V261H167ZM174 260H175V259H174ZM174 260H173V261H174ZM115 261H116L117 263H114ZM130 261H131V262H130ZM143 261H144V262H143ZM146 261H147V262H146ZM165 261H166V262H165ZM217 261H218L219 263H218ZM99 262H100V263H99ZM110 262H111V263H110Z\"/></svg>",
	"mask_w": 264,
	"mask_h": 264
}]
</instances>
